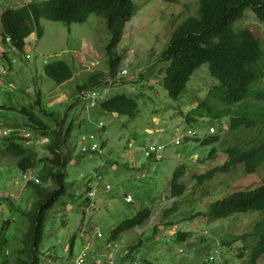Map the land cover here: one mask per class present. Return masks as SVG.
<instances>
[{
    "label": "rangeland",
    "instance_id": "obj_1",
    "mask_svg": "<svg viewBox=\"0 0 264 264\" xmlns=\"http://www.w3.org/2000/svg\"><path fill=\"white\" fill-rule=\"evenodd\" d=\"M23 1L0 0V12L4 6ZM133 1L135 14L115 48L122 56L117 75L109 79L110 83L95 88L107 89L106 96L139 94V111L134 118L108 113L98 106L89 108L78 99L76 84L84 82L89 73L108 71L109 35L103 18L91 14L85 22L69 25L42 19L43 35L33 33L23 52L12 49L0 37V66L6 61L1 58L3 54L11 61V72L0 74V107H4L0 109V147L4 139L14 137L17 142L32 146L43 159L48 156L47 137L41 136L44 127L53 130L59 128L58 122H63L65 130L69 123L74 125L67 143L72 154L67 167L68 195L47 215L40 246L42 264H74L82 252L83 264H214L211 256L215 263L247 264L249 248L254 243L239 237L253 230L262 213H235L217 220L202 213L210 203L234 189L264 182V163L253 174L238 166L228 174H217L199 183L196 175L226 160L224 150L231 139L228 123L226 118L213 121L203 117L188 127L200 138L210 135L209 127H215L220 141L202 146L194 139L184 141L187 127L183 116L218 81L204 64L194 71L178 100H173L161 84L166 64L157 62V58L172 29L196 15L198 0ZM234 28L250 29L260 38L264 51V22L257 19L251 8L244 11ZM57 60L68 62L75 70L73 78L60 85L43 72L46 63ZM122 69H127L128 75L119 76ZM38 93L44 110L35 104ZM31 105L35 107L32 113L43 125L30 122L22 113L23 108L30 109ZM46 113H53V117ZM86 133L96 135L100 145L91 156L80 152V137ZM176 138L181 140L179 144L174 142ZM152 143L165 146L160 160L146 158L144 154L145 146ZM212 148L215 152L208 158ZM181 166L185 168L179 182L186 190L173 197L171 180ZM41 167L40 163L36 170L22 173L13 163L0 165V242L7 238L5 245L0 244V264L16 246L15 238L26 229L25 218L10 211L6 200L22 211L32 210L35 195L26 183L39 179L38 184L50 185L43 181ZM107 184L111 186L109 190H105ZM87 185L98 186L89 202L84 201ZM127 196H131L132 202H126ZM143 208L152 210L144 225L125 232L117 241L109 240L112 228ZM98 232L101 236H97ZM178 232L188 236L181 240ZM243 245L247 250H243ZM7 264H14L11 257ZM258 264H264V256Z\"/></svg>",
    "mask_w": 264,
    "mask_h": 264
},
{
    "label": "trees",
    "instance_id": "obj_2",
    "mask_svg": "<svg viewBox=\"0 0 264 264\" xmlns=\"http://www.w3.org/2000/svg\"><path fill=\"white\" fill-rule=\"evenodd\" d=\"M247 8H251L257 19L264 22V0H198L196 15L187 17L172 29L165 48L157 58V62L166 64L161 84L173 100L180 98L194 71L204 64L208 65L209 74L218 81L208 90L205 98L183 116L187 129H193L188 127H193L203 117L213 121L226 118L228 123L227 134L231 139L224 150L226 160L196 175L199 183L217 174H228L238 166H242L245 173L253 174L264 163V51L260 38L250 29L234 28V23L243 17ZM135 11L133 0H42L16 7L4 6L0 12V37L12 49L23 52L31 34L36 33L38 37L43 35L42 19L69 25L85 22L91 14L103 18L109 35L106 46L108 71L89 73L84 82L76 85V91L80 93L108 84L109 79L116 77L122 56L116 53L115 48L123 39L126 24ZM1 58L11 65L6 54ZM43 72L58 85L71 80L75 74L74 68L64 60L45 64ZM139 96L117 93L106 96L97 106L108 113L134 118L139 111ZM35 104L41 105L40 93ZM34 108V105L30 109L23 108L22 113L30 122L43 125L32 113ZM40 108L44 110L42 106ZM46 114L53 117V113ZM58 123L59 128L53 130L41 126L45 128L41 136L47 137L48 152L43 159L39 158L32 146L23 145L14 137L4 139L0 147V165L10 162L22 173H27L36 170L41 163L43 181L50 182L48 186L32 181L26 183L35 195L30 211H22L6 200L10 211L25 218L26 229L19 238H15L18 239L16 246L1 264H7L10 257L14 264H42L40 246L46 218L68 195L67 167L72 160L67 143L74 125L69 123L64 130L63 122ZM219 131H222V127ZM184 137L185 142L194 139L202 146H212L220 141L219 133L202 138L198 133ZM214 152L212 148L208 158L213 157ZM184 168L181 166L174 172L171 180L173 197L181 196L186 190V186L179 182ZM90 190L91 187L87 185L85 202L90 200ZM250 212H260L262 216L251 232L239 238L254 243L249 248L247 264H258L264 256V182L234 189L222 199L210 203L208 210L202 214L217 220L235 213ZM151 214L150 208H143L131 218L122 220L110 230L109 240L117 241L125 232L144 225ZM187 236V233H177L181 240ZM75 240L76 235L71 242L70 252ZM2 242L0 244L5 245L7 238ZM243 250H247L246 245H243Z\"/></svg>",
    "mask_w": 264,
    "mask_h": 264
},
{
    "label": "built area",
    "instance_id": "obj_3",
    "mask_svg": "<svg viewBox=\"0 0 264 264\" xmlns=\"http://www.w3.org/2000/svg\"><path fill=\"white\" fill-rule=\"evenodd\" d=\"M2 63L3 64L0 66V74L6 75L10 69V65L8 63H5V61ZM120 75L122 76L128 75V70L122 69L119 73V76ZM107 92H108L107 89L98 90L97 88L83 90L80 93H78V98L86 102L89 108H95L101 100L106 98ZM103 126L104 124L100 122L99 127L103 129ZM209 133L210 134L215 133V127L213 126L209 127ZM196 135H197V132L193 129H186L184 133V136L186 137L187 136L192 137ZM27 136L29 135L27 134ZM180 141L181 140L179 138H176L174 140L176 144H179ZM80 142H81L80 152L88 156H91L95 152H98L100 148L99 142L97 141V136L92 133H86V134L81 135ZM164 149H165L164 145L152 143V144L145 146L144 154L146 158H151V159L153 158L155 160H160L162 158V153ZM25 177H27V175H25ZM35 182L38 183L39 179H36ZM110 188L111 186L109 184L105 185V190H109ZM97 192H98V186L93 185L91 186V190L89 191L88 196L90 198H93ZM125 200L128 203L132 202L131 196H127ZM97 236H101V233L98 232ZM210 259L214 262V264H220V263H215V259L213 256H211ZM84 261H85V252H82L76 257L74 264H83Z\"/></svg>",
    "mask_w": 264,
    "mask_h": 264
},
{
    "label": "crops",
    "instance_id": "obj_4",
    "mask_svg": "<svg viewBox=\"0 0 264 264\" xmlns=\"http://www.w3.org/2000/svg\"><path fill=\"white\" fill-rule=\"evenodd\" d=\"M37 1V0H36ZM29 2H31V0H24L22 3H20V4H18V3H16V4H14V5H11V6H9V7H16V6H20V5H23V4H26V3H29ZM31 35H33V34H31ZM31 35L29 36V37H31ZM29 37L27 38V40H26V42L28 41V39H29ZM2 62V61H1ZM47 64V63H46ZM10 71H8V73L7 74H9L10 72H11V69H9ZM67 83V82H66ZM77 85V84H76ZM76 85H75V87H76ZM62 95V94H61ZM64 95V94H63Z\"/></svg>",
    "mask_w": 264,
    "mask_h": 264
}]
</instances>
